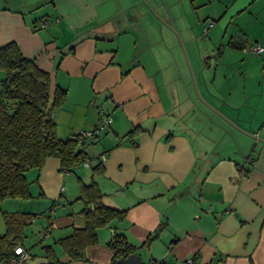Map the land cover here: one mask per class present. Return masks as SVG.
<instances>
[{
    "label": "crops",
    "instance_id": "obj_1",
    "mask_svg": "<svg viewBox=\"0 0 264 264\" xmlns=\"http://www.w3.org/2000/svg\"><path fill=\"white\" fill-rule=\"evenodd\" d=\"M8 1L0 0V47L15 42L48 72L51 93L56 86L67 91L52 112L57 137L93 128L102 113L112 117L98 139L81 146L88 162L63 171L59 158L50 156L39 172H27L30 197L21 201L30 203L29 209L19 207V199L0 203V234L2 212L37 214L23 229L27 264H45L43 246L48 244L67 264H112L107 242L114 232L123 233L147 263L264 264V80L251 115L252 122H262L253 132L259 138L247 134L242 144L229 128L219 127L224 131L217 146L206 149L189 118L184 121L187 111L173 89L178 81L169 65L182 75L180 54L172 45L154 46L156 39L145 28L139 31V24L125 15L130 1L41 0L32 5H39L34 12ZM124 26L130 32H117ZM241 33L235 40L259 42L258 36ZM136 46L141 55L130 62ZM136 125L141 130L127 137ZM96 162L104 171L93 175ZM237 164L248 173L239 176ZM92 179L101 202L125 210V218L98 228L97 242L85 247L84 257L69 261L55 242L84 225L78 197L81 185Z\"/></svg>",
    "mask_w": 264,
    "mask_h": 264
},
{
    "label": "rangeland",
    "instance_id": "obj_2",
    "mask_svg": "<svg viewBox=\"0 0 264 264\" xmlns=\"http://www.w3.org/2000/svg\"><path fill=\"white\" fill-rule=\"evenodd\" d=\"M37 1L41 0H9L8 4L34 12L39 5H32ZM119 1L132 3L125 8L126 17L139 24L140 32L146 29L152 39H156L154 46L172 45L180 54V61L185 66L182 75L173 63L169 65L174 71V80L178 81V87L174 86L173 89H177L180 105L183 104L184 112L187 111L184 121L189 118L204 148L217 146L220 132L224 131L221 127L229 128L239 141H243L242 144L245 143L246 133L260 129L264 120L260 124L252 122L251 115L258 104L257 94L264 80V70L260 69L264 53L241 51L229 46L228 41L242 36L241 32H248V35L258 36L264 46V0L254 3L247 0L244 4L241 0ZM210 21L213 24L207 27ZM110 25L108 28L112 30ZM123 31L130 32L127 26L117 30ZM130 45L127 43V51ZM139 47L134 49L130 62L139 59ZM181 78L187 79L185 86H182ZM259 113L257 110L256 115ZM261 134L264 135V132ZM255 135L259 138V135ZM222 144L218 147L219 151L224 150L225 143ZM18 202L22 209H29L30 203Z\"/></svg>",
    "mask_w": 264,
    "mask_h": 264
},
{
    "label": "trees",
    "instance_id": "obj_3",
    "mask_svg": "<svg viewBox=\"0 0 264 264\" xmlns=\"http://www.w3.org/2000/svg\"><path fill=\"white\" fill-rule=\"evenodd\" d=\"M228 45L243 49L246 42L231 39ZM0 203L6 199H28L29 180L27 172H39L47 157L59 158L63 171L88 162L90 157L81 148L82 141L74 134L65 139L56 135L52 112L65 101L67 91L56 86L50 91V76L39 68L32 59L26 58L15 42L0 47ZM141 128L132 126L126 136L132 138ZM98 139V138H97ZM239 176L246 175L248 169L237 164ZM92 174L104 171L101 162L93 163ZM102 193L94 179L81 185L79 199L83 202L81 213L85 222L82 227H73L71 232L55 243L68 256L69 261L81 260L85 247L97 242V229L112 221H122L125 210H118L101 202ZM30 212H2L4 232L0 234V260L12 254L13 247L22 244L24 227L36 217ZM154 237V236H153ZM152 239V235L148 240ZM113 250L112 264L118 258L135 252L123 233L114 232L107 242ZM47 258L45 264H67L61 262L51 244L43 246ZM143 264H159L158 262Z\"/></svg>",
    "mask_w": 264,
    "mask_h": 264
},
{
    "label": "built area",
    "instance_id": "obj_4",
    "mask_svg": "<svg viewBox=\"0 0 264 264\" xmlns=\"http://www.w3.org/2000/svg\"><path fill=\"white\" fill-rule=\"evenodd\" d=\"M45 23L46 21L44 20L42 22V25L44 26ZM212 24L213 22L210 21L207 27L211 26ZM243 51H252L257 54H260L262 53V51H264V46H262L260 42H255L245 46L243 48ZM111 121H112V117L109 114L102 113L99 117L98 122L95 124L93 128L80 129L77 132H75L74 135L76 138L82 141L96 140L110 125ZM105 157L106 154H103L101 156L102 159H104ZM41 235H44V232H42ZM29 258H30L29 251L22 244H17L13 247L12 254L9 257L0 260V264H27ZM191 262L192 259H187L183 261L182 264H190Z\"/></svg>",
    "mask_w": 264,
    "mask_h": 264
},
{
    "label": "water",
    "instance_id": "obj_5",
    "mask_svg": "<svg viewBox=\"0 0 264 264\" xmlns=\"http://www.w3.org/2000/svg\"><path fill=\"white\" fill-rule=\"evenodd\" d=\"M143 1H147V0H143ZM167 23H169L172 27L174 26L171 21H167ZM195 86H196V84H195ZM232 123L234 124V126H237V124H235L234 122H232ZM246 134H248V133H246ZM248 135L252 136L254 138V140L256 139L255 134L250 133ZM262 141H264V139H262ZM116 262L118 264H143L144 263L140 254H138L136 252L130 253L129 255H127L125 257L118 258Z\"/></svg>",
    "mask_w": 264,
    "mask_h": 264
}]
</instances>
